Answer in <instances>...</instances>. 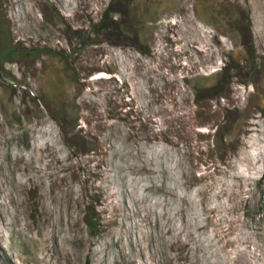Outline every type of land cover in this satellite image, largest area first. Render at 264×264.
<instances>
[{
  "label": "rangeland",
  "instance_id": "obj_1",
  "mask_svg": "<svg viewBox=\"0 0 264 264\" xmlns=\"http://www.w3.org/2000/svg\"><path fill=\"white\" fill-rule=\"evenodd\" d=\"M241 258L264 264V0H0V264Z\"/></svg>",
  "mask_w": 264,
  "mask_h": 264
},
{
  "label": "bare ground",
  "instance_id": "obj_2",
  "mask_svg": "<svg viewBox=\"0 0 264 264\" xmlns=\"http://www.w3.org/2000/svg\"><path fill=\"white\" fill-rule=\"evenodd\" d=\"M251 96V94L249 95V97ZM246 131V130H245ZM246 143V142H244ZM245 160L246 161V165L249 167V166H252L254 165L255 166V162L256 160L253 159V157L251 156V154H249L248 152L245 154ZM253 166V167H254ZM226 238V237H225ZM120 244V243H119ZM245 253V252H244ZM240 254V253H239ZM242 254V253H241ZM245 255V254H244ZM236 257V256H235ZM239 259V258H238ZM237 259V260H238ZM242 259V258H241ZM248 259V258H247ZM68 260V259H67ZM249 260V259H248ZM234 261V260H233ZM71 262V261H70ZM240 264H245V259L243 258L242 260L239 261ZM239 262L237 261L236 264H239ZM249 262V261H248ZM232 264V263H231ZM247 264V263H246ZM251 264V263H250Z\"/></svg>",
  "mask_w": 264,
  "mask_h": 264
},
{
  "label": "trees",
  "instance_id": "obj_3",
  "mask_svg": "<svg viewBox=\"0 0 264 264\" xmlns=\"http://www.w3.org/2000/svg\"><path fill=\"white\" fill-rule=\"evenodd\" d=\"M9 51L10 50L7 49L5 54H8ZM85 221H86V223H88L89 226H94L95 225L94 214L91 213L90 211H87L86 215H85Z\"/></svg>",
  "mask_w": 264,
  "mask_h": 264
}]
</instances>
